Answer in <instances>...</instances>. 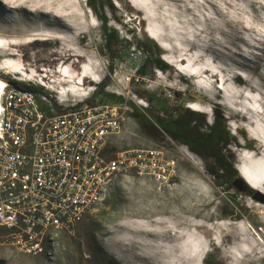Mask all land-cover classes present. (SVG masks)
<instances>
[{"label":"rangeland","instance_id":"374dc122","mask_svg":"<svg viewBox=\"0 0 264 264\" xmlns=\"http://www.w3.org/2000/svg\"><path fill=\"white\" fill-rule=\"evenodd\" d=\"M114 1L118 11L109 25L129 40L108 45L100 28L103 58L95 45L78 44L77 35L86 26L97 42L83 0H0V72L11 74L19 86H69L61 103L47 92L58 106L95 101L101 90L121 97L133 111L104 155L150 147L173 171L163 185L133 174L118 178L109 197L71 234L61 235L53 258L0 247V264H264V0ZM133 31L169 64L165 72H157L135 45ZM142 66L143 75L138 73ZM49 72L57 75L54 83L46 80ZM212 84L223 89L219 112L230 116L224 115L233 136L225 151L233 154V167L248 189L236 184L227 192L216 186L207 169L210 160L156 134L143 119L147 111L153 123L151 105L144 104V95L151 93L165 101L168 112L192 102L187 109L212 124V97L200 92H209ZM176 199L200 206L190 216L160 217L171 213Z\"/></svg>","mask_w":264,"mask_h":264},{"label":"built area","instance_id":"2783aa9c","mask_svg":"<svg viewBox=\"0 0 264 264\" xmlns=\"http://www.w3.org/2000/svg\"><path fill=\"white\" fill-rule=\"evenodd\" d=\"M2 81L0 247L16 244L38 256V233L61 227L71 234L88 208L109 197V184L124 177L119 169L159 185L168 181L171 163L154 148L104 155L133 111L127 101L85 100L58 111L50 94Z\"/></svg>","mask_w":264,"mask_h":264},{"label":"trees","instance_id":"16d2710c","mask_svg":"<svg viewBox=\"0 0 264 264\" xmlns=\"http://www.w3.org/2000/svg\"><path fill=\"white\" fill-rule=\"evenodd\" d=\"M84 8L88 14V17L92 21L91 30L95 32L97 42L93 41L90 36V32L88 27H85V30H82L78 33L77 39L78 44L82 46V48H90L95 45L97 48L98 54L101 50L102 43L100 42L99 29L102 28V35L104 37V42L106 44H110V42L114 41H126L129 40L126 36H118L112 26L109 25V22L112 17L116 16L117 7L114 0H83ZM107 8V10L105 9ZM101 24H99V21ZM39 22L43 23V25H47V20L40 19ZM86 25V24H85ZM136 32L133 31V40L135 41V45L143 49L146 53V58L148 61H153V64L159 69V71L165 72V70L170 67L169 64L157 53L155 52L152 43L145 45L143 42L136 37ZM100 55V54H99ZM101 56V55H100ZM104 58V56H101ZM15 58H18L15 56ZM83 63V62H82ZM81 63V64H82ZM48 67V65H47ZM218 69V67H217ZM178 78L181 80H185L186 85H193L192 80L183 75L179 70H175ZM0 75L9 76L8 80L10 82H16L19 84V81L13 80L12 75L3 74L0 72ZM47 82L54 83L57 78V75L48 73ZM52 81H49L51 80ZM189 80V81H188ZM101 79L97 86L102 82ZM105 83V82H104ZM103 85V84H102ZM30 87H34L32 85H27ZM44 86L34 87L36 90L47 93L44 91ZM33 89V88H31ZM206 97L211 95V101L213 103L212 114L214 117V121L212 124H208L205 122L204 116L200 113L190 111L187 108H175L172 109L171 112H168L165 101L156 97L155 94L148 93L144 95L147 103L151 105L150 111L153 114V123H151L147 116V111H144L145 117L143 119L146 121L148 125L154 129L156 134L167 136L174 141H177L181 144H185L190 151L199 155L205 160H210L212 163L208 169V173L212 177V180L216 186H219L221 189H225V191L229 192L234 185H242L248 189L246 184L241 180L237 171L233 167L234 156L233 154H229L225 151L226 145L232 140L233 136L230 134V131L227 127V120L225 118L230 116L225 115L222 112H219L218 105H223L225 99L223 97V89L218 88L215 84H212V88L209 92L201 89L200 91ZM101 96L98 97V102H110L114 103L112 99L115 98V103L122 102V98L119 96H115L114 94L105 92L104 90L100 91ZM117 94V92H114ZM94 94V93H93ZM97 96V94L95 95ZM90 97V96H89ZM88 97V98H89ZM85 101V100H84ZM88 101H92L89 99ZM58 111L62 110V106H58L54 104ZM224 107V106H223ZM143 108V107H142ZM144 109V108H143ZM166 113L165 116L160 115L159 113ZM225 115V116H224ZM244 136V135H243ZM249 142V147H252L253 143L246 139ZM197 164L203 168L202 164L197 161ZM232 203L236 205V210L238 212H243L244 210L240 208V205L237 204L235 200L230 199ZM225 215L228 212H224ZM97 247H94L92 252L97 254ZM207 261V260H206Z\"/></svg>","mask_w":264,"mask_h":264},{"label":"bare ground","instance_id":"6f19581e","mask_svg":"<svg viewBox=\"0 0 264 264\" xmlns=\"http://www.w3.org/2000/svg\"><path fill=\"white\" fill-rule=\"evenodd\" d=\"M130 23L132 24V21H130ZM212 76H215V74H213ZM156 77L158 79H160L159 74ZM157 83L161 84L162 83L161 79L158 80ZM2 84H3V81L0 78V89L2 87ZM117 84L119 85V87L122 88V85H120V83L118 81H117ZM176 89H178V88H176ZM178 90L182 91L180 89H178ZM44 91L45 92H53V93H55L57 100L61 103L63 96L65 94H68V92H69V86H63V87H60V88H51V89L44 88ZM191 105H192V102H189L185 108L191 107ZM119 176H128V169H119ZM140 178L146 179V177H140ZM115 182L116 181H112L111 184H109V190H110L111 186ZM187 201H189V200H187ZM173 204H174L175 207L173 208L171 213L167 214V216L166 215H160V217H162V218H165V217L166 218H170V217H174V216H177V217H183V216H186V215L190 216L189 214H191V211L194 212V210H196V207L200 206L199 204L196 205V203L191 204V205H182L177 199L174 200ZM180 207H186V208L190 209V212H188V211H187V213H186V211L185 212H181ZM92 210H93V208H88V210L86 212V216L88 214H90V212ZM184 210H185V208H184ZM184 210H182V211H184ZM198 211H200V209H198ZM205 218H207V217H205ZM210 220H212V219H210ZM62 234H66V233L63 231V229L61 227H50L48 229H44L41 233H38V237H37V244L39 246L38 247V256H42V257L47 258V259L53 258L55 248L57 247L59 238L61 237ZM10 250H12V251H14L16 253H21V254L27 255V253H25V248L22 247V246L16 245V244H10Z\"/></svg>","mask_w":264,"mask_h":264},{"label":"water","instance_id":"95a60500","mask_svg":"<svg viewBox=\"0 0 264 264\" xmlns=\"http://www.w3.org/2000/svg\"><path fill=\"white\" fill-rule=\"evenodd\" d=\"M139 74H144V66L141 67V69L138 71ZM10 85H12L15 88H19L18 84L16 82H9Z\"/></svg>","mask_w":264,"mask_h":264},{"label":"crops","instance_id":"0c3cea01","mask_svg":"<svg viewBox=\"0 0 264 264\" xmlns=\"http://www.w3.org/2000/svg\"><path fill=\"white\" fill-rule=\"evenodd\" d=\"M184 208H185V210H184ZM180 209H181V212H185V211H186V212H187V211L190 212V209H188V208H186V207H180ZM182 210H184V211H182Z\"/></svg>","mask_w":264,"mask_h":264},{"label":"flooded vegetation","instance_id":"af4514ba","mask_svg":"<svg viewBox=\"0 0 264 264\" xmlns=\"http://www.w3.org/2000/svg\"><path fill=\"white\" fill-rule=\"evenodd\" d=\"M167 216V215H166ZM164 219V218H163ZM166 219H169V218H166ZM173 219V218H172Z\"/></svg>","mask_w":264,"mask_h":264}]
</instances>
